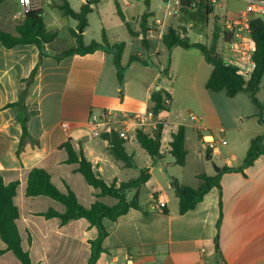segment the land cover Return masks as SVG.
<instances>
[{
    "label": "crops",
    "instance_id": "obj_1",
    "mask_svg": "<svg viewBox=\"0 0 264 264\" xmlns=\"http://www.w3.org/2000/svg\"><path fill=\"white\" fill-rule=\"evenodd\" d=\"M67 1L76 12L88 4L87 0H82L76 6L75 1ZM178 2L179 0H165V18L162 25L155 24L158 18L153 23L149 22V57L162 56L167 48L163 49L159 44H162V36L170 28L180 30L182 36L186 35L190 40L187 26H193V21L199 25L196 30L199 31L200 40L190 42L210 46L216 18H220L219 22H222L225 17L233 18L241 11L226 10L223 17L221 9L225 4H219L220 8L211 7L212 14L209 16L204 15V11L190 16V12L184 13L181 10L179 14L172 15L167 7H175ZM42 3L43 20L49 17L51 25L55 26L51 28L52 26L45 24L47 30L60 31L57 25L61 23V18L50 16L48 8H57L65 16L59 8L61 0H42ZM91 8L94 11V4ZM194 12L195 10L191 13ZM18 13L20 5L17 0L4 1L1 28L16 35L17 27L24 23L26 16H17ZM78 26L79 23L69 30L79 33ZM87 28L83 32L84 44L89 45L93 41L102 43V40L86 41ZM104 31L107 35V31ZM107 38L111 44L121 43L112 41L108 35ZM153 38H157L159 45L154 50ZM203 38L205 41L201 40ZM60 40L58 36L53 43L46 45L45 50L49 52L43 56L35 80L29 88L26 104L36 114L30 119L28 128L30 135L39 144H27L20 157L17 156V150L22 127L14 109L6 106L18 100L26 86L24 80L40 62V50L35 44L8 49L0 43V175L5 184L20 182L15 197L20 211L17 225L23 247L30 252L34 263L88 264L91 257L90 241L98 238L99 231L85 219L62 225L57 218L47 219L42 216L49 209L64 213L65 207L46 196L27 197L29 172L36 167L46 169L53 183L62 192L70 188L85 207H90L97 200L109 206L116 205L118 201L110 196L97 199L100 190L90 186L83 175L77 172L78 164L67 163L68 154L61 146L70 139L73 148L76 151L83 150L87 160L107 184L116 183L119 186L123 181L118 173L132 168L127 169L123 163L115 160L107 140L91 137L87 126L91 113L110 110L119 114L143 116L151 109L152 96L158 91L171 95L168 110L171 111L181 97L177 89L181 86L184 95L198 103L200 116L192 129L197 133L200 142L203 144L204 137L206 140L213 138L217 142L216 148L210 150L209 159L215 160L220 171L199 169L193 174L195 184L186 182L183 173L171 174L167 191L150 170L151 178L143 186L150 191L152 203L166 201L167 207L153 212L150 210L151 204L142 208L139 201L141 208L129 210L116 221L105 219L104 225L109 234L103 241V248L107 253L101 255L98 264H264V155L245 169L244 174L221 171L224 167L243 166L251 141L260 136L264 137V123L259 121V109L252 103L249 94L241 92L234 98H229L224 91H208L206 84L213 72V66L205 60L200 50H186L177 46L167 49L172 58L181 52L186 55V58L179 59L177 67L173 66V59L169 69H165L159 62L162 69L160 72L151 69L149 65L128 62L124 66V94L121 96L119 69L113 52L98 49L86 55L59 57L60 52L75 46L72 35L67 47L61 46ZM220 52L222 56L223 50ZM141 67L150 70L148 72H152L151 75H145ZM160 78L162 83L158 90ZM166 80H169L167 86ZM259 101L263 102L260 99ZM159 120L165 123L163 139L168 137L169 141L179 126L185 127V148L188 152L185 168L190 153L187 145L189 126L185 122L171 125L166 117L159 116ZM227 135L231 137V142L226 140ZM223 141L226 143L222 144ZM129 146L128 143L125 146L127 153L133 156L134 167H137L135 155L131 152L135 149ZM203 149L206 150L204 146ZM172 165H177L175 160ZM219 174L223 219L218 230L221 190L216 186L212 187L195 209L180 214L179 199L171 182L172 179H177L181 184L196 189L201 185L198 178L200 175L215 177ZM133 192L132 190L128 193V201L136 197ZM5 248L6 245L0 239V251ZM10 254L11 251L0 253V264L6 257L12 261L11 264L15 263Z\"/></svg>",
    "mask_w": 264,
    "mask_h": 264
},
{
    "label": "trees",
    "instance_id": "obj_2",
    "mask_svg": "<svg viewBox=\"0 0 264 264\" xmlns=\"http://www.w3.org/2000/svg\"><path fill=\"white\" fill-rule=\"evenodd\" d=\"M6 0H0V18L2 4ZM206 0H179L181 5V12L189 15L198 14L204 11V15H211L212 8L205 5ZM151 0H146V5L150 7ZM95 0H90L89 4L82 6L79 12L73 10L67 0H61L59 8L64 12L65 16L76 20L79 23L77 33L71 30V35L75 40V46L62 51L58 54L59 57H67L75 54L86 55L93 53L98 49H104L115 54V64L119 69L118 80L120 85L121 96L124 94V67L121 65L122 56L126 47L124 42L111 44L107 38L106 32L103 31L102 43L93 41L89 45L84 44L83 32L88 27V16L93 12L92 4ZM117 13L129 33L133 37L143 36V45L148 46L147 34L149 32V20L152 17L150 12H146L141 17V31L135 32L131 24L127 21L125 14L122 11L121 4L116 1ZM194 13H191L194 11ZM220 18H216V25L213 34L212 43L206 46L201 43H191L186 35L181 34L178 29L170 28L162 36V44L171 50L177 46L183 49L196 48L201 51L205 60L213 66V72L206 84L208 91L219 93L225 92L229 98H234L241 92H247L252 103L259 109L260 122L264 123V102H260L257 95L261 88V83L264 77V18H256L252 21V36L256 42V52L254 54V61L256 68L249 79L242 77L238 71L226 66L223 63L221 52L218 48V42L223 38V27L219 22ZM58 38V31L47 30L43 20V10L36 9L28 12L25 16L23 24L17 27V34H11L1 28L0 24V43L8 48H14L18 45L35 44L40 50V62L33 69L30 76L24 80L25 88L21 91L18 100L10 103L6 108L14 109L17 118L22 127V136L17 150V156L25 150L27 144L37 146L39 142L34 139L29 133V121L36 114L35 111H30L26 99L29 94V88L33 84L37 70L42 62V58L49 51L45 50L46 45L53 43ZM129 62H139L148 65L146 60L141 57L132 55ZM167 100H171V95L163 93L162 91L155 92L152 96V107L150 111L158 118L162 112L169 110ZM165 123L160 122L156 131L152 135L144 133L141 129L135 131L136 140L143 150H145L152 158H163L162 141L164 138ZM103 139L107 140L110 145V152L115 160L123 163L126 167L131 168L134 165L133 156L129 155L126 150L127 140L121 138L117 132L112 134L105 133ZM264 137L260 136L251 141L248 153L246 155L243 166L239 168L224 167L222 172H240L244 174V170L251 167L255 161L264 155ZM186 130L184 126H179L178 130L171 135L170 154L174 157L178 166L184 167L187 161ZM61 149L66 150L68 154L67 163L78 164L77 172L83 175L86 182L100 190L97 194V199L110 196L115 198L118 202L114 206L106 205L100 200L95 201L90 207L83 206L77 195L68 188L66 192H62L52 181L51 175L46 169L36 167L28 174L26 195L27 197L46 196L49 197L65 207V212L60 213L55 209H49L47 212L41 214L47 219L57 218L62 225H66L73 220L85 219L91 226H94L99 231V236L96 240L90 241L91 257L88 264H98V261L103 253L107 250L103 248V241L108 236L104 220L108 219L116 221L119 217L125 215L131 209H139V196L134 197L128 201V193L132 190H139L151 178L149 168L141 170L140 176L128 182H123L119 186L116 183L107 184L105 180L95 171L93 164L87 160L83 150L76 151L73 148L72 142L69 139L65 142ZM208 156L211 152L207 151ZM201 185L198 188H192L181 184L177 179H172L171 185L176 197L179 199V212L185 214L190 210L195 209L197 204L201 202L209 190L216 186L221 190L220 193V218L217 223L218 230L221 227L223 219V201H222V187L220 184V174L215 177L207 175H200L198 177ZM20 185L19 181H14L5 184L3 177L0 175V239L6 245L4 250L0 253L13 252L21 264H35L32 260L31 254L25 250L22 244V238L19 232L17 221L20 218V211L15 203L17 190ZM142 208H145L142 206ZM218 242V237H217ZM29 243L31 238L29 236Z\"/></svg>",
    "mask_w": 264,
    "mask_h": 264
},
{
    "label": "rangeland",
    "instance_id": "obj_3",
    "mask_svg": "<svg viewBox=\"0 0 264 264\" xmlns=\"http://www.w3.org/2000/svg\"><path fill=\"white\" fill-rule=\"evenodd\" d=\"M75 1V6L82 2V0H72ZM96 3L94 4V11L93 14L90 15V26L87 28L86 32V41L90 42L92 40H102L103 31L104 29L107 31L108 37L112 41L124 42L126 44L121 65L124 67L128 64L129 59L132 55L139 56L141 58L146 59L148 65L151 69H157L159 72L161 69V65L159 62L162 63L165 69H169L171 66V61L173 59V63L175 67L178 65L179 59L186 58V55L181 54L176 55L172 58L171 52L167 49L164 50L162 56H151L148 48L143 45V36L133 37L130 35L127 27L119 17L116 8V1L121 4L122 11L125 14L127 21L131 24V27L134 31L140 32L141 31V17L144 13L150 12L152 17L150 18L149 22L153 23L154 19H161L165 18L164 15V8H165V0H151L150 7L148 8L146 5V0H95ZM88 2V0H87ZM219 4H225L224 7L221 9L223 17H225L226 13L224 11H231V10H242L245 8V3L240 0H224L218 4H215L214 7H219ZM220 8V7H219ZM48 11L51 13L50 16L53 18L58 19L61 18V23L57 25V28L60 30L58 31V36L61 38L60 45L63 47H67L69 44V39H71V30L69 28L73 27V25H77L78 23L74 21V19L64 16L63 13L54 7H49ZM225 14V15H224ZM45 24H48L51 28L55 27L51 25V21L49 17H45L44 19ZM221 22V21H220ZM193 26H187V30L189 32L190 40L192 42L198 41L199 39V31L196 28L199 27L196 22H191ZM194 25L196 27H194ZM57 29V30H58ZM80 33V31H79ZM70 37V38H69ZM205 41V38L201 39ZM157 38H153L152 40V50L156 48L158 45ZM164 49L163 44H159ZM158 45V46H159ZM219 51L223 50V42L220 40L218 42ZM125 69V68H124ZM142 71L145 75H151L152 72H148L150 70H146L144 67H141ZM164 76V74H163ZM159 81V79H158ZM169 80H166L165 85H168ZM178 93L181 95L177 104H174V107L171 111L162 112L160 114V118H168L169 122L172 123L171 125H176L177 122H185L189 126L188 129V149H189V157H188V164L187 166L180 167L178 165L173 166L172 162H174V157L169 155L170 153V139L166 137L162 141V151L165 155L164 158H152L149 156L144 150H142L138 142L136 140L135 133H131L130 138L133 140L127 141L130 145L129 147H133L135 151H131L135 155V159L137 162V167H131L132 170H125L123 172H119V178L123 182H128L132 180V178H136L140 175L141 168H149L157 178L158 182L162 184L165 190L168 189V184L171 174H184L185 181L189 182L190 184H195V180L193 178V174L198 171L199 169H210L214 171L216 169V162L215 160H210L206 150L203 149V144L200 142L197 133L195 130L192 129V126L196 123L191 117L190 114L192 113L197 118L200 116L198 111V103L192 101L190 98H187L184 92V89L181 86H178ZM258 98L264 102V78L261 85V91L258 95ZM171 112V114L169 113ZM98 113V112H95ZM255 123V122H254ZM226 140L231 142L232 139L227 135ZM133 143V145H132ZM135 165V162H134ZM124 167H126L124 165ZM127 169H131L126 167ZM134 168V169H133ZM133 196H139V201L143 206H148L152 203L153 199L150 195V191L147 190L144 186H142L139 190H133ZM26 238V237H25ZM11 257H13L14 262L13 264H21V262L14 256L11 252ZM11 260H8V257L2 260V264H11Z\"/></svg>",
    "mask_w": 264,
    "mask_h": 264
},
{
    "label": "built area",
    "instance_id": "obj_4",
    "mask_svg": "<svg viewBox=\"0 0 264 264\" xmlns=\"http://www.w3.org/2000/svg\"><path fill=\"white\" fill-rule=\"evenodd\" d=\"M224 0H206L205 5L213 7L215 4ZM245 3V8L242 9L237 16L233 18L225 17L221 25L223 27V63L226 66L235 68L238 73L245 79H249L253 74L256 63L254 54L256 52V42L252 36V21L256 18H264V0H240ZM20 5V13L17 16L43 7L42 0H17ZM168 11L172 15L180 13V2L175 7L168 5ZM156 25H162L161 19L155 21ZM166 103L169 105L170 100ZM190 117L196 121L197 117L190 114ZM163 122L156 118L149 110L145 115H133L129 113H116L106 110L100 113H91L88 120V129L91 137L95 139L103 138L105 133L112 134L117 132L119 136L127 141L133 140L130 138L131 133H135L137 129H141L144 133L152 135L157 130L159 123ZM164 123V122H163ZM66 127V125H64ZM226 142L223 141L222 144ZM217 142L210 138H203V146L208 151L216 148ZM167 207L166 201H154L150 205V210L153 212L162 211Z\"/></svg>",
    "mask_w": 264,
    "mask_h": 264
},
{
    "label": "water",
    "instance_id": "obj_5",
    "mask_svg": "<svg viewBox=\"0 0 264 264\" xmlns=\"http://www.w3.org/2000/svg\"><path fill=\"white\" fill-rule=\"evenodd\" d=\"M88 4L90 3V0H88L87 2ZM82 33V32H81ZM162 83V78L159 79L158 81V86H157V89L159 90L160 89V85ZM209 158L211 159V156H209ZM216 170L219 172L220 171V168L219 167H216Z\"/></svg>",
    "mask_w": 264,
    "mask_h": 264
}]
</instances>
